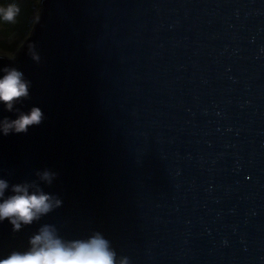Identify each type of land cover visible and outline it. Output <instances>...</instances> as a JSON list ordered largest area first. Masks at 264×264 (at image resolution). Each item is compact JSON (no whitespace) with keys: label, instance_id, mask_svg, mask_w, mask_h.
Here are the masks:
<instances>
[{"label":"water","instance_id":"1","mask_svg":"<svg viewBox=\"0 0 264 264\" xmlns=\"http://www.w3.org/2000/svg\"><path fill=\"white\" fill-rule=\"evenodd\" d=\"M17 53L44 119L0 134V178L47 169L62 205L0 222V258L51 224L129 264H264V0H40Z\"/></svg>","mask_w":264,"mask_h":264},{"label":"clouds","instance_id":"2","mask_svg":"<svg viewBox=\"0 0 264 264\" xmlns=\"http://www.w3.org/2000/svg\"><path fill=\"white\" fill-rule=\"evenodd\" d=\"M20 12L16 0L0 4V23L15 24ZM28 47L31 58L39 62L34 45ZM0 71L4 73L0 77V104L6 111L18 113L16 119H0V134L27 133L30 126L42 122L44 114L38 107H32L27 114L14 109L15 104L29 97L30 82L16 68L5 67ZM35 175L37 180L11 186L0 178V222L7 220L14 233L62 205L58 197L45 193L40 187V182L50 185L56 174L46 169ZM9 189L11 194L6 196ZM0 264H129V258H118L111 242L100 232H93L83 239L67 240L54 225L44 224L29 237L26 250L11 251L5 258H0Z\"/></svg>","mask_w":264,"mask_h":264},{"label":"rangeland","instance_id":"3","mask_svg":"<svg viewBox=\"0 0 264 264\" xmlns=\"http://www.w3.org/2000/svg\"><path fill=\"white\" fill-rule=\"evenodd\" d=\"M8 2L10 0H0V4ZM16 2L21 9L17 22L15 24L0 23V55L16 56L18 54L40 14V0H16ZM30 13L31 16H29Z\"/></svg>","mask_w":264,"mask_h":264},{"label":"trees","instance_id":"4","mask_svg":"<svg viewBox=\"0 0 264 264\" xmlns=\"http://www.w3.org/2000/svg\"><path fill=\"white\" fill-rule=\"evenodd\" d=\"M32 12H33V11H32ZM32 12H31V13H32ZM31 13L29 14V16H31ZM0 57H3V56H0Z\"/></svg>","mask_w":264,"mask_h":264}]
</instances>
